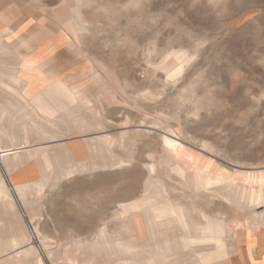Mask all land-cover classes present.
I'll use <instances>...</instances> for the list:
<instances>
[{
    "label": "rangeland",
    "instance_id": "374dc122",
    "mask_svg": "<svg viewBox=\"0 0 264 264\" xmlns=\"http://www.w3.org/2000/svg\"><path fill=\"white\" fill-rule=\"evenodd\" d=\"M0 10L1 26L10 30L0 37V46L9 43L7 53L0 48V62L6 61L0 63V149L30 154L22 157L25 174L17 182L39 187L21 206L16 176L9 185L0 165L15 203L0 212V232L25 233L36 247L20 256L30 245L25 241L0 252V261L122 264L89 247L100 229L109 245L149 242L137 235L129 215L121 216L119 204L143 197L146 182L156 179L167 203L193 208L189 226L231 217L235 222L226 224L220 242L234 244L236 254L257 250L264 241L254 230L264 225V0H0ZM21 68L42 78L41 85L25 90ZM57 82L88 105L51 126L85 133L49 138V129L36 131L2 103L7 97L30 102L25 109L35 110L49 128L57 108L42 115L32 100ZM104 135L109 145L100 147ZM77 142L85 152L75 160L96 167L51 188L44 157ZM104 159L113 166L100 168ZM221 181L230 189L220 190ZM249 226L252 235L233 237L234 229ZM211 247L191 244L177 258L190 264L201 254L196 264H221ZM262 257L249 260L264 264Z\"/></svg>",
    "mask_w": 264,
    "mask_h": 264
},
{
    "label": "crops",
    "instance_id": "0c3cea01",
    "mask_svg": "<svg viewBox=\"0 0 264 264\" xmlns=\"http://www.w3.org/2000/svg\"><path fill=\"white\" fill-rule=\"evenodd\" d=\"M3 18L1 15L0 10V37L3 32H9V27L6 28V25H2ZM9 46V43L4 42L1 44L0 48L2 47V51L4 53H7ZM14 57V55H13ZM6 62V61H5ZM5 62H0L1 64H5ZM11 72H13L10 68ZM20 76L23 77V81H26L27 88L25 90H29L30 87L35 89L39 87L41 84L39 82L42 80V78L38 77L37 74H35L33 71H30L29 69L21 68ZM35 82V83H34ZM58 85L54 87V85H49V87L42 88L39 93H37V96L32 100L33 106L39 110V112L42 115H49V108H57V114L58 117L55 119L49 120V128L43 127L41 125L42 122H44L41 118L37 117L35 110L33 109H25V107L30 106V102L25 101L23 103L20 100L12 99L7 97L5 100L2 101L3 105L6 107L12 109L14 108L15 111H17L16 115L20 116V120L22 121H30L34 125V129L36 131H45L49 129V138H57V137H63L69 134L73 133H85L86 131H83V129H77V130H71V125H66L65 131H61V128L51 126L53 123H67L69 118L72 116H75L79 113V109L83 107L84 105H88L87 101L84 100V98L78 94L75 91H71L70 89L66 88V86L63 83L57 82ZM43 87V85L41 86ZM1 89V88H0ZM1 103V101H0ZM44 108L46 111H44ZM97 129V128H96ZM4 132L2 128H0V138L5 137V135H1V133ZM108 136H98V145L102 147V144L109 145ZM169 140V139H168ZM172 142V141H171ZM16 143V142H15ZM174 143V142H172ZM88 144V143H87ZM176 144V143H175ZM170 143L167 142V146L165 148L166 154H168L167 158L165 159L166 162H169V157H171V147ZM1 147V146H0ZM62 149L58 150L57 152L49 153V186L51 188H54L60 180L63 178H66L70 175H73L75 173H88L91 170H93L96 166H91L88 164L86 160H75L76 155L84 154L85 150L83 149L81 143H73L69 145H63L61 146ZM7 149V148H5ZM16 149V148H15ZM1 150V149H0ZM101 151V149H99ZM30 156V154H21L20 151H18L16 154H11L9 156L10 163L12 165L11 171L8 175V180L6 178V182L10 185L14 183L15 181H20L24 178L25 173H21V170H23V156ZM130 159V158H128ZM127 159V160H128ZM122 161V160H120ZM81 163H87L84 164V169L78 165ZM105 164V165H103ZM113 163L108 160L104 159V161L101 162L99 165L100 168H107L112 167ZM150 172L151 170L150 165L147 166ZM1 169H0V212L1 211H11L13 210L15 203L14 200L10 197L7 185L5 184V181L3 179V176L1 175ZM11 176H16V179L14 182L11 180ZM36 181H26V182H17L15 183L16 190L19 193V199H17V202L22 206L26 205V199L23 198L24 195L27 192L33 191L35 193H38L37 190L39 187L35 185ZM223 190V188H221ZM167 195L165 190L162 187V183L159 180H148L146 182V188L145 193L143 197L139 199H135L133 201H130L128 203H122L119 204L120 209L122 210L121 216L125 217L126 215H129L130 218L135 221L136 227V233L139 237L143 239H148L149 242L142 243V244H116V245H109L106 243V232L104 229H100L96 233L97 241L94 242L90 247L89 250H91L93 255L100 253L101 251H105L108 255H112L113 257H118V259H123L125 261L122 262V264L130 263V264H183L182 261H179L177 256L180 253V251L186 247H188L191 244H197L199 246L202 245H209L212 246L210 248L211 253L215 256H218V258H221V264H234L230 259L237 258L236 264H251L250 258L252 260L257 261L262 256L259 255V246L260 244L264 243L260 239V242L256 244L258 245L257 250L255 252H247L244 251L236 254V249L234 244L226 245L223 242H220V236L224 235L227 230L229 229L226 227L227 223H234V219L231 217H225V218H214L213 220H210L207 225L205 226H197V225H191V222L195 221L194 217L192 215V207L188 205H181L184 206L183 208L180 205H177L175 203H167V202H160L159 196H165ZM148 196H154V203L151 202L152 205L157 204L159 207L158 209L151 210L149 208L150 200H146ZM169 207V209H167ZM165 209L169 212H165ZM33 216L37 218L34 214H31L30 217ZM263 224V223H262ZM1 225H3L1 223ZM236 225H238L236 223ZM264 225H259L254 228L255 231L262 228ZM155 228V231L152 232L153 240L151 241L150 238V228ZM251 230L249 227L239 228L233 230V237H239L241 236H249L252 234H246V231ZM260 231V230H259ZM103 234H99V233ZM256 236V235H255ZM260 237H262V234H260ZM264 237V236H263ZM158 239V243H161L162 246L157 247L156 241ZM161 239V240H160ZM220 244L224 246L222 249H218V246L215 245ZM25 241H28L30 245L23 249L19 255L22 257H27L31 254H34L36 252V247L31 244L29 237L26 236L25 233H20L19 236H8L4 235L2 232H0V252L3 250H8L10 248H13L17 246L18 244L24 243ZM262 241V242H261ZM173 244V246H171ZM173 248V250L171 249ZM232 249L235 256L229 257L228 250ZM90 251V252H91ZM162 254V255H161ZM159 255V256H158ZM205 255V254H203ZM227 256L224 259V256ZM54 255L51 254V257ZM127 259L130 261L128 262ZM202 256L201 254L198 255L197 258L191 259L190 264H196L198 260L201 261ZM262 259H264L262 257ZM247 261V263H246ZM36 264H43L42 260L37 257ZM0 264H9L8 261H0ZM71 264V263H69ZM184 264H186L184 262ZM253 264V263H252ZM261 264V262L259 263Z\"/></svg>",
    "mask_w": 264,
    "mask_h": 264
},
{
    "label": "bare ground",
    "instance_id": "6f19581e",
    "mask_svg": "<svg viewBox=\"0 0 264 264\" xmlns=\"http://www.w3.org/2000/svg\"><path fill=\"white\" fill-rule=\"evenodd\" d=\"M13 149V148H12ZM15 149V148H14ZM7 150V149H1L0 150V165L2 166V168H3V170L5 171V174H6V178L8 177V175H9V173H10V171H11V167H12V165H11V163H10V159H9V156L11 155V154H16L18 151L17 150ZM101 151V150H100ZM44 160L46 161V166L47 167H49V156L48 157H44ZM103 165H105V164H103ZM82 169H83V167H81ZM3 174V173H2ZM197 179L198 180H202V178H201V176H197ZM7 180H8V178H7ZM198 183H199V181H198ZM204 184H206V186H208L207 185V180H205L204 182H203ZM200 184H202V182L200 183ZM221 188H223V190H229L230 189V186H229V183L227 182V181H221ZM220 190H222V189H220ZM220 194L222 193V192H219ZM230 194V193H229ZM243 198V197H242ZM154 199H156V198H154V196H148L147 197V199L146 200H150V205L151 206H149V208L151 209V210H154V209H158L159 207L157 206V204H159V203H161L162 202V200H163V202H166L165 201V196H159V200H160V202L159 203H155V205H152L151 204V202L152 203H154ZM157 200V199H156ZM243 202H254V199L251 197V198H243ZM167 209H169V207H167ZM165 212H169L168 210H166L165 209ZM33 217V216H32ZM34 220V219H33ZM32 220V221H33ZM30 222H31V220H29ZM155 231V228H153V227H151L150 228V238H151V241L153 240V235H152V232H154ZM251 232H253V231H251V230H248L247 231V234H250ZM99 234H103V233H99ZM259 234H264V229H261L260 228V231H259ZM40 238V237H39ZM45 238V237H44ZM30 239V238H29ZM214 242H215V245H217L218 246V249H222L224 246H222V245H220V244H216V241L215 240H213ZM34 243V241H31V244L32 245H34L33 244ZM39 243V242H38ZM157 247H161L162 246V244L161 243H158V239H157V241H156V244H155ZM171 246H173V244H171ZM172 250H173V248H171ZM259 251L260 252H264V243H262V244H260V246H259ZM162 255V254H161ZM159 256V255H158ZM252 259V258H251ZM253 262L255 263V261L253 260ZM184 264V263H183Z\"/></svg>",
    "mask_w": 264,
    "mask_h": 264
}]
</instances>
